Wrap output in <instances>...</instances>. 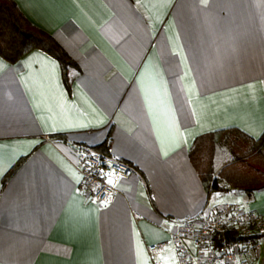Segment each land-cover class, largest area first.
Segmentation results:
<instances>
[{
  "label": "crops",
  "instance_id": "1",
  "mask_svg": "<svg viewBox=\"0 0 264 264\" xmlns=\"http://www.w3.org/2000/svg\"><path fill=\"white\" fill-rule=\"evenodd\" d=\"M14 1L75 64L0 55V264H154L148 245L189 219L264 215V187L208 190L192 157L204 137L195 156L215 158L217 131L264 133V0ZM106 141L134 174L99 203L81 153ZM160 259L180 264L171 245Z\"/></svg>",
  "mask_w": 264,
  "mask_h": 264
},
{
  "label": "built area",
  "instance_id": "2",
  "mask_svg": "<svg viewBox=\"0 0 264 264\" xmlns=\"http://www.w3.org/2000/svg\"><path fill=\"white\" fill-rule=\"evenodd\" d=\"M81 174L83 191L96 202L109 203L134 168L109 153L83 146ZM254 233H264V215L227 204L222 211L183 222L169 240L148 245V252L154 264H162L160 255L169 245L178 253L180 264H247L259 246L252 238Z\"/></svg>",
  "mask_w": 264,
  "mask_h": 264
},
{
  "label": "trees",
  "instance_id": "3",
  "mask_svg": "<svg viewBox=\"0 0 264 264\" xmlns=\"http://www.w3.org/2000/svg\"><path fill=\"white\" fill-rule=\"evenodd\" d=\"M33 48H40L56 57L66 79L69 78V68L75 63L57 40L33 24L14 0H0V55L14 63ZM207 137L212 140L216 160L214 156L209 162L195 156L204 137L195 142L192 157L200 167L202 181L208 190L229 192L240 188L252 193L264 187V133L259 139H254L237 128H230ZM108 142L96 149L106 152ZM258 236L252 234L255 241Z\"/></svg>",
  "mask_w": 264,
  "mask_h": 264
},
{
  "label": "rangeland",
  "instance_id": "4",
  "mask_svg": "<svg viewBox=\"0 0 264 264\" xmlns=\"http://www.w3.org/2000/svg\"><path fill=\"white\" fill-rule=\"evenodd\" d=\"M205 154H207L208 152H204Z\"/></svg>",
  "mask_w": 264,
  "mask_h": 264
},
{
  "label": "snow or ice",
  "instance_id": "5",
  "mask_svg": "<svg viewBox=\"0 0 264 264\" xmlns=\"http://www.w3.org/2000/svg\"><path fill=\"white\" fill-rule=\"evenodd\" d=\"M111 182V181H110Z\"/></svg>",
  "mask_w": 264,
  "mask_h": 264
}]
</instances>
